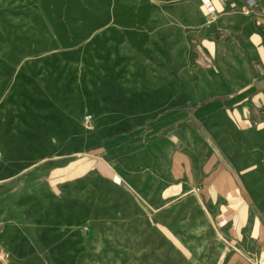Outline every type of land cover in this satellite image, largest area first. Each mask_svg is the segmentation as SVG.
I'll return each mask as SVG.
<instances>
[{"label": "rangeland", "instance_id": "374dc122", "mask_svg": "<svg viewBox=\"0 0 264 264\" xmlns=\"http://www.w3.org/2000/svg\"><path fill=\"white\" fill-rule=\"evenodd\" d=\"M175 12L0 0V264H202L175 236L183 209L155 213L135 189L143 143L104 144L189 88Z\"/></svg>", "mask_w": 264, "mask_h": 264}, {"label": "crops", "instance_id": "0c3cea01", "mask_svg": "<svg viewBox=\"0 0 264 264\" xmlns=\"http://www.w3.org/2000/svg\"><path fill=\"white\" fill-rule=\"evenodd\" d=\"M159 2L176 11L189 88L105 147L143 143L133 153L145 154L149 177L135 189L155 213L183 209L177 228L188 229L175 236L186 255L264 264V0ZM76 169L86 168L66 174Z\"/></svg>", "mask_w": 264, "mask_h": 264}]
</instances>
